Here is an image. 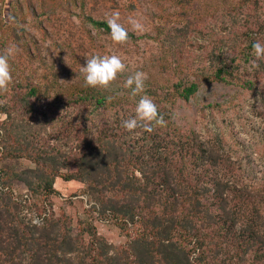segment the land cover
<instances>
[{
    "label": "rangeland",
    "instance_id": "rangeland-1",
    "mask_svg": "<svg viewBox=\"0 0 264 264\" xmlns=\"http://www.w3.org/2000/svg\"><path fill=\"white\" fill-rule=\"evenodd\" d=\"M114 11L132 35L123 46L91 21H106ZM129 18L144 31H133ZM257 26L262 31L256 38L245 33ZM254 39L264 41V0H0V53L18 49L10 57L13 81L0 92V181L15 193L11 207L26 219H62L83 246L88 224L113 249L126 244L128 236L117 226L87 210L84 182L57 176L58 194L43 197L34 190L20 198L26 186L16 176L37 165L72 169L83 130L88 127L90 136L101 131L92 118L135 117L140 97L124 83L136 71L146 74L145 94L167 121L161 130L197 135L225 158L221 179L247 197H263L264 62L252 65ZM94 54H115L127 65L107 90L85 86L81 69ZM191 83L197 90L185 100L180 91Z\"/></svg>",
    "mask_w": 264,
    "mask_h": 264
},
{
    "label": "trees",
    "instance_id": "trees-1",
    "mask_svg": "<svg viewBox=\"0 0 264 264\" xmlns=\"http://www.w3.org/2000/svg\"><path fill=\"white\" fill-rule=\"evenodd\" d=\"M91 21L110 34L106 21ZM261 31L257 26L245 33L256 38ZM196 90L191 83L180 96L188 100ZM91 120L101 133L90 136L88 127L83 130L73 168H29L27 176H16L26 186L16 196L29 198L37 190L43 197L58 194L57 176L80 180L87 210L117 226L128 241L113 249L88 224L84 229L90 237L83 246L62 219L49 214L38 227L11 207L15 193L0 181V264H264V196L247 197L240 186L221 179L218 167L225 158L220 153L175 128L129 132L121 118Z\"/></svg>",
    "mask_w": 264,
    "mask_h": 264
},
{
    "label": "clouds",
    "instance_id": "clouds-1",
    "mask_svg": "<svg viewBox=\"0 0 264 264\" xmlns=\"http://www.w3.org/2000/svg\"><path fill=\"white\" fill-rule=\"evenodd\" d=\"M120 13L114 11L106 23L110 29L112 41L117 45H126L130 39L129 29L120 23ZM128 23L133 31L143 32L144 25L137 19L129 18ZM255 59L252 65L259 68L258 62H264V41L256 40L252 44ZM13 51H18L16 46L6 48L0 53V92H6L13 81L10 57ZM127 65L120 56L94 54L86 59V64L81 71L84 74V83L86 87L99 88L107 90L117 80L120 74L125 73ZM146 74L142 71H136L129 75L124 83V87L131 90L132 96H139L135 107V117L122 121V127L133 132L138 127L151 133L156 127H166L167 121L160 114L157 104L145 94ZM32 223L36 226H42L41 222L33 219Z\"/></svg>",
    "mask_w": 264,
    "mask_h": 264
}]
</instances>
